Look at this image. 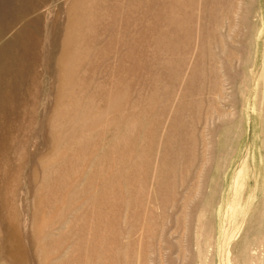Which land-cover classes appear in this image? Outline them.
Returning a JSON list of instances; mask_svg holds the SVG:
<instances>
[{
    "label": "rangeland",
    "instance_id": "1",
    "mask_svg": "<svg viewBox=\"0 0 264 264\" xmlns=\"http://www.w3.org/2000/svg\"><path fill=\"white\" fill-rule=\"evenodd\" d=\"M0 264H264V0H0Z\"/></svg>",
    "mask_w": 264,
    "mask_h": 264
}]
</instances>
